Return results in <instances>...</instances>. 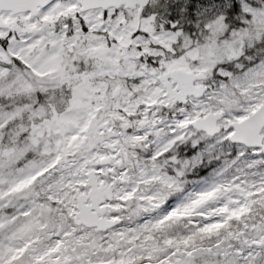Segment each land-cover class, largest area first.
<instances>
[{
  "label": "snow or ice",
  "instance_id": "obj_1",
  "mask_svg": "<svg viewBox=\"0 0 264 264\" xmlns=\"http://www.w3.org/2000/svg\"><path fill=\"white\" fill-rule=\"evenodd\" d=\"M0 264H264V0H0Z\"/></svg>",
  "mask_w": 264,
  "mask_h": 264
}]
</instances>
